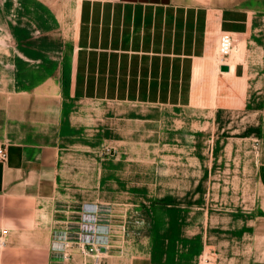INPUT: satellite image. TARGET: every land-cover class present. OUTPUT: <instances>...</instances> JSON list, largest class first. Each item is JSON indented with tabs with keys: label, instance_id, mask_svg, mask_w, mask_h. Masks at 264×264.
Segmentation results:
<instances>
[{
	"label": "crops",
	"instance_id": "crops-1",
	"mask_svg": "<svg viewBox=\"0 0 264 264\" xmlns=\"http://www.w3.org/2000/svg\"><path fill=\"white\" fill-rule=\"evenodd\" d=\"M3 1L12 52L10 92L0 88V147L8 152L0 162V231L29 230L38 209L39 226L49 219L46 226L56 235L60 252L53 263L74 264L85 257L78 235L87 204L72 217L58 197L64 195L59 184L68 183L59 176L58 109L39 97L41 91L60 81L79 100L237 110L264 73V0ZM224 33L234 47L246 46L252 64L228 65L227 72L221 62L215 65ZM261 152L257 175L264 192V138ZM44 199L52 203L43 207ZM94 228L95 236L104 235V227ZM102 246L106 264L117 253L110 242ZM6 255L0 264H45ZM251 264H264V257Z\"/></svg>",
	"mask_w": 264,
	"mask_h": 264
},
{
	"label": "rangeland",
	"instance_id": "rangeland-1",
	"mask_svg": "<svg viewBox=\"0 0 264 264\" xmlns=\"http://www.w3.org/2000/svg\"><path fill=\"white\" fill-rule=\"evenodd\" d=\"M8 11L0 0V88L6 92L11 89L12 52ZM248 54L244 44H236L227 60L250 65ZM220 62L218 49L215 65ZM258 87H250L237 110L222 114L216 104L79 100L60 81L41 91L39 97L58 109L59 176L68 182L59 184L65 196L58 197L75 212L72 217L84 203L95 206L98 221L90 224L104 227L117 253L106 264L134 259L251 264L264 257V192L257 175L264 138V73ZM37 213L27 231H0V263L9 253L15 261L29 256L61 264L53 263L60 250L54 249L57 239L46 226L49 219L39 226ZM91 263L86 255L74 264Z\"/></svg>",
	"mask_w": 264,
	"mask_h": 264
},
{
	"label": "built area",
	"instance_id": "built-area-1",
	"mask_svg": "<svg viewBox=\"0 0 264 264\" xmlns=\"http://www.w3.org/2000/svg\"><path fill=\"white\" fill-rule=\"evenodd\" d=\"M234 42L232 37L224 33L219 40V55L221 61L227 60L233 52ZM222 65L228 66L226 62H221ZM8 159V152L5 148L0 147V162H6ZM96 210L95 206L86 205L85 213L82 216V226L80 227V234L78 235V247L82 255H91L93 257V264H102L101 248L104 242L109 243V239L104 235L93 234L95 232V225H91L92 221L97 222L92 211ZM64 240L69 239V233H65ZM70 241V240H69ZM102 243V244H100Z\"/></svg>",
	"mask_w": 264,
	"mask_h": 264
},
{
	"label": "bare ground",
	"instance_id": "bare-ground-1",
	"mask_svg": "<svg viewBox=\"0 0 264 264\" xmlns=\"http://www.w3.org/2000/svg\"><path fill=\"white\" fill-rule=\"evenodd\" d=\"M232 54V53H231ZM221 62H226L228 65H230L232 67V69L235 67L236 63H233V62H228V60H224V61H221ZM220 65V64H219ZM1 244H4V243H1Z\"/></svg>",
	"mask_w": 264,
	"mask_h": 264
},
{
	"label": "water",
	"instance_id": "water-1",
	"mask_svg": "<svg viewBox=\"0 0 264 264\" xmlns=\"http://www.w3.org/2000/svg\"><path fill=\"white\" fill-rule=\"evenodd\" d=\"M221 71L227 72V71H229V68L227 66H222Z\"/></svg>",
	"mask_w": 264,
	"mask_h": 264
}]
</instances>
